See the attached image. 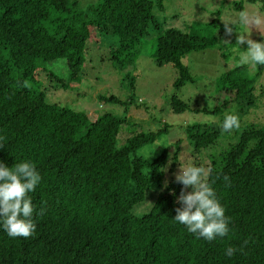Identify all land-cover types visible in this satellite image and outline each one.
Masks as SVG:
<instances>
[{"label":"trees","instance_id":"trees-1","mask_svg":"<svg viewBox=\"0 0 264 264\" xmlns=\"http://www.w3.org/2000/svg\"><path fill=\"white\" fill-rule=\"evenodd\" d=\"M217 26L210 37L165 27L154 14L153 0H99L86 8L78 0H0V161L8 167L31 161L42 177L30 193L36 231L12 238L0 226V264H264V125L248 123L231 133L222 131V123L187 125L194 150L190 166L208 171L206 179L230 218L228 234L207 241L173 219L182 207L183 185L175 181L182 139L170 160L167 150L153 160L136 154L168 125L142 130L119 146L122 125L131 119L135 74L123 76L132 92L127 100L98 96L101 106L128 104L123 116L105 112L91 119L85 111L50 101L47 88L30 86L46 63L60 59L69 76L50 73L59 82L55 88L82 81L88 77L89 40L110 34L117 37L108 45L110 58L120 71L137 62L143 40L157 35L155 63L179 71L174 82L179 88L195 80L183 58L222 38L224 23ZM244 68L217 78L216 91L196 111L224 115L232 107L253 106L255 80L243 75ZM171 107L181 113L190 104L173 95ZM228 134L236 140L214 154L211 148ZM151 190L150 210L135 213ZM230 246L237 249L231 257L225 255Z\"/></svg>","mask_w":264,"mask_h":264},{"label":"rangeland","instance_id":"rangeland-1","mask_svg":"<svg viewBox=\"0 0 264 264\" xmlns=\"http://www.w3.org/2000/svg\"><path fill=\"white\" fill-rule=\"evenodd\" d=\"M78 1L81 8H86L89 4L99 0ZM153 2L154 14L165 27H177L187 32L210 37L214 36L218 30L217 22L234 24L231 25L233 34L230 37L224 35L215 40L209 48L192 51L183 58V62L195 77L194 81H188L177 88L174 82L179 76V71L171 65L163 67L156 65L153 56L156 51L157 35H151L150 38L143 40L137 62L126 71H120L113 65L108 47L110 43L117 40V37L107 34L103 38L100 37L101 40L96 41L93 38L88 42L89 54H86L89 61L84 67L88 77L85 76L77 84L69 81L66 89L61 86L55 88L54 85L59 82L53 81L51 74L63 79L69 76L68 66L63 59H60L58 62L46 63L44 74L42 75V71L39 72L38 81L31 82L30 86L47 88L46 93L50 101L85 111L93 116L91 119L105 112L123 116L126 114L128 104L107 102L101 106L98 96L116 94L123 100H127L132 92L123 76L130 71L136 75L135 98L129 111L131 119L122 125L119 146L125 143L126 138L142 130L158 131L168 125V130L163 131L155 142L139 147L136 154L147 160H153L162 151L167 150L170 160L176 151V142L182 139L179 152L181 162L178 165L179 172L181 166H190L194 159V150L188 144L189 141L187 142L188 124L204 122L221 124L226 113L234 112L240 118V128L248 123L264 125V65H244L243 75L255 80L257 101L253 106L243 111H237L236 107H232L224 115L196 111L198 107L205 104L209 93L216 91V79L229 69L241 65L240 56L246 50L247 45L236 44L239 33L250 34L252 40L264 42V22L256 27L239 21L241 11L258 15L264 21V0H164L163 5H159L158 0H153ZM222 39L230 40V44H225ZM173 95H178L189 102L190 107L181 113L174 112L171 107ZM232 135L228 134V138L221 137L216 147L211 148L213 153H220L229 147L236 140L231 139ZM233 136L237 137L235 134ZM154 192L151 190L147 193L144 202L134 208L135 213L143 214L150 210L155 199Z\"/></svg>","mask_w":264,"mask_h":264},{"label":"clouds","instance_id":"clouds-1","mask_svg":"<svg viewBox=\"0 0 264 264\" xmlns=\"http://www.w3.org/2000/svg\"><path fill=\"white\" fill-rule=\"evenodd\" d=\"M239 21L243 24L259 27L262 19L258 15H251L247 11H241ZM232 22H224V34L230 37L233 34ZM225 44L230 40L222 39ZM236 44H246V50L240 56L241 65H264V42H257L250 38V34L237 36ZM240 118L234 112L226 113L222 121V131L231 133L240 128ZM0 143V147H3ZM208 171L199 166L182 167L175 176V181L182 184L183 188L178 197L182 207L175 209V221L185 225L187 230L197 239L204 238L207 241L224 237L229 232L230 218L226 217L225 209L220 204L212 184L208 182ZM41 175L31 161L14 163L12 167L6 166L0 161V226L9 237H31L36 231L33 220L35 207L30 193H33L41 182ZM225 182H230L228 176H224ZM214 183V181H213ZM191 188V191H186ZM40 209L38 215L44 214ZM249 241L245 240L247 245ZM237 249L228 247L225 255L231 257ZM242 251V249H240Z\"/></svg>","mask_w":264,"mask_h":264}]
</instances>
